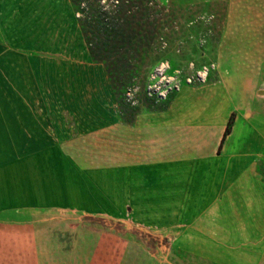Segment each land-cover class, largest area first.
Listing matches in <instances>:
<instances>
[{
	"label": "rangeland",
	"instance_id": "374dc122",
	"mask_svg": "<svg viewBox=\"0 0 264 264\" xmlns=\"http://www.w3.org/2000/svg\"><path fill=\"white\" fill-rule=\"evenodd\" d=\"M12 1L15 19L0 6V76L20 77L18 106L35 114L21 118L19 163L0 164L15 176L0 180L4 202L45 211L53 253L71 255L73 264H264V251L239 243L226 226V212L212 209L205 226L184 227L200 212L159 216L155 188V161L186 154L189 127L206 125L211 148L218 121H207V111L216 107L215 91L227 93L223 108L233 111L232 125L240 122L237 139L251 124L252 102L264 110V0H118L136 17L137 36L122 48L138 57L113 81L89 56L70 0L66 38L62 30L57 44L55 36L38 44L34 28H17L24 19ZM77 2L93 19L115 5ZM4 27L23 42L18 68L6 64L13 52L4 48ZM259 158L264 170V150Z\"/></svg>",
	"mask_w": 264,
	"mask_h": 264
},
{
	"label": "crops",
	"instance_id": "0c3cea01",
	"mask_svg": "<svg viewBox=\"0 0 264 264\" xmlns=\"http://www.w3.org/2000/svg\"><path fill=\"white\" fill-rule=\"evenodd\" d=\"M0 2V6L4 4V7H8L9 16L12 14L11 19H15L16 13L11 8L13 1ZM16 3L20 4L19 15L24 19L17 28H34L31 33L40 36L41 42L37 41L38 44L51 43V36H55L56 44L59 43L62 30L65 33L61 40H65L68 0H59L58 6L55 0H18ZM27 16L31 18L30 23L25 19ZM8 27L11 28L12 24ZM13 32L5 28L9 45L4 48L7 53L9 50L13 52L11 60L6 61V64L18 68L16 50H20L23 42L14 39ZM20 82L18 75L11 78L0 76V164L19 163L21 118L35 114L34 110L21 109L18 106ZM215 92L213 102L216 107L207 111V115L211 116L207 121H218V130L210 144L211 148L207 147L208 130L204 129L206 125H202L199 131L189 127L182 136L186 154L173 152L170 160L163 161L160 158L155 161L159 216L164 218L163 213L170 212L167 216L170 219H189L187 213L198 211L200 213L193 219L194 223L183 225L196 228L205 226L206 221L213 218V210L218 208L226 212V226L236 229L239 243L250 242L257 250L264 251V170H261L259 162L260 153L264 150V110L259 109L260 101H253L251 124H246V136L237 139L240 122L236 118L230 134L218 151L233 111L228 113L223 108L227 105V93L220 90ZM221 97H224L223 100ZM220 109H224V112ZM172 133L174 145L179 147L180 133L177 134L174 128ZM10 150L11 157H8ZM14 178V174L0 171V180ZM163 189L169 190L168 194L172 198L165 201L159 192L161 190L163 193ZM6 192L5 188H0V264H73L71 255L53 253L51 232H45L46 227H51L52 223L45 219L46 212H38L34 206L5 203L1 196ZM181 242L190 244L193 241Z\"/></svg>",
	"mask_w": 264,
	"mask_h": 264
},
{
	"label": "trees",
	"instance_id": "16d2710c",
	"mask_svg": "<svg viewBox=\"0 0 264 264\" xmlns=\"http://www.w3.org/2000/svg\"><path fill=\"white\" fill-rule=\"evenodd\" d=\"M101 0H96L99 2ZM75 14L77 15V24L81 30L84 42L88 49L89 56L94 62L101 63L105 66L111 81L118 77L124 68H130L133 58L137 56V51H127L122 48L123 44H128L137 36L132 33L133 24L136 17L130 13V10L124 8L118 0L112 10L101 14L95 19L80 10L77 0H70ZM150 5H154L150 1ZM153 14H156L154 9ZM152 23L149 28L155 33L156 17L152 16ZM140 42V41H138ZM138 57V56H137ZM234 114L229 117L221 139L218 151L227 135L231 132V125Z\"/></svg>",
	"mask_w": 264,
	"mask_h": 264
},
{
	"label": "built area",
	"instance_id": "2783aa9c",
	"mask_svg": "<svg viewBox=\"0 0 264 264\" xmlns=\"http://www.w3.org/2000/svg\"><path fill=\"white\" fill-rule=\"evenodd\" d=\"M162 72H163V71H162ZM162 72H161V73H162Z\"/></svg>",
	"mask_w": 264,
	"mask_h": 264
}]
</instances>
